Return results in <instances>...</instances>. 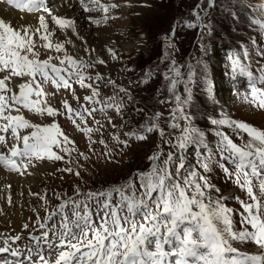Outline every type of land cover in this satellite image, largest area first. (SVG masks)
Wrapping results in <instances>:
<instances>
[{"label":"snow or ice","instance_id":"obj_1","mask_svg":"<svg viewBox=\"0 0 264 264\" xmlns=\"http://www.w3.org/2000/svg\"><path fill=\"white\" fill-rule=\"evenodd\" d=\"M80 2L90 12L99 7L108 13L110 9L120 7L116 3L101 4L100 0H88L86 4L84 0ZM214 3L215 0H209V6ZM0 4L28 12L42 11L47 15L46 18L41 14L35 26L14 24L11 19L0 16V167L23 175L29 166H35L34 161H62L64 155L61 153L71 155L75 151L70 147L74 141L56 122L57 116H66L91 139V134L96 130L81 128L77 120L84 122L85 113L88 116L96 111L106 114L112 108L120 112L125 105L122 101L116 103L115 96L107 100L99 99L100 85L96 82L107 86L115 85V81L106 79L99 72L94 78L86 72L89 68L104 65L106 62L103 59L92 61L77 58L65 48L66 44L72 43L70 39L59 40L57 37L53 40L57 29L61 32L67 29L76 31L73 19L56 15L47 6L46 0H0ZM141 7L150 5L145 3ZM110 18L105 15L102 19L107 21ZM49 20L57 27L50 29ZM100 22L92 20V23ZM188 26L196 25L189 23ZM205 27L210 30V26ZM175 30L174 25L172 32L175 33ZM80 39L84 40L83 37ZM166 39L170 40L171 37ZM168 46L174 47L171 43ZM41 49L44 51L41 52ZM83 50L89 55L95 53V49L87 46ZM109 52L115 59V51L110 48ZM247 55L245 51L244 56ZM261 55H264V51ZM229 59L232 79L240 76L247 78L251 100L246 93L244 101L264 109V67L254 73L250 65L242 63L238 54L230 55ZM172 63L170 71L173 75L165 74V78L170 80V90L174 92L177 105L170 125L174 129L180 128L172 144L176 151L165 154L160 149L154 152L149 156L150 168L137 171L122 184L87 192H82L77 186L74 197L63 199L44 218V222L39 223L42 231L39 235L31 236L34 246H25L27 255L9 244V239L15 242L21 236L3 240L0 255L9 254L12 259H0V264H264V251L250 254L233 246L234 241L252 242L264 250V129L234 120L227 114L211 121L218 128L233 129L241 141H244V134L248 137L237 144L227 133L217 132L220 159L215 163L229 178H234L249 197L248 201L237 197L243 208L240 215L244 226L237 231L231 218L233 210L224 203L227 197L221 195L213 199L208 194L210 190L219 191L204 174L213 165L216 153L208 149L204 132L192 124L191 115L185 111L193 99L189 85L195 73L190 71L187 81H182L180 69L175 67V61ZM181 82L185 84L187 95L184 97L175 94L176 86ZM74 83L91 90V95L83 98L87 104H99L101 107L80 105L79 109L74 108L69 99L61 96L62 92L67 93L79 103L80 97L75 93ZM49 86L51 91H48ZM206 90L209 98L214 99L211 82L207 83ZM119 91L131 99L126 88L119 87ZM49 97L58 99L62 107L50 104ZM24 110L51 118L52 122L33 123L26 118ZM176 113H179V117ZM159 115L157 113L151 118L153 122L142 125V131H129L124 133L126 139L121 140L119 136L114 139L127 147L129 141L145 140L146 134L154 131H159L163 137V129L155 122ZM178 118L186 121L183 127L175 122ZM108 122L116 126L110 117ZM99 142L104 143L103 140ZM191 146L202 158L198 161L199 168L186 169V153ZM204 151L208 154L204 155ZM80 155L84 156V153ZM104 155L110 158V150ZM221 161L233 165L234 171ZM63 171L80 176L79 171L74 172L70 167ZM56 195L60 198L59 193ZM40 199L44 200L45 197L41 196ZM8 202L11 203L10 197ZM56 217H59L58 224H49ZM23 227L27 229L29 225L24 224Z\"/></svg>","mask_w":264,"mask_h":264},{"label":"rangeland","instance_id":"obj_2","mask_svg":"<svg viewBox=\"0 0 264 264\" xmlns=\"http://www.w3.org/2000/svg\"><path fill=\"white\" fill-rule=\"evenodd\" d=\"M61 1L63 0H55V4ZM78 2L76 0V5L82 9L83 14L78 30L83 28L84 33L87 29L94 31V27L97 31L99 30L94 35L96 38L94 43L87 46L95 49V53L86 54L81 46L84 42L79 38L75 43L71 29L65 32L57 30L53 40L55 41L57 37L59 40L70 39L72 43L66 44L65 48L77 58L86 56L84 59L92 61L103 59L106 62L104 65L89 68L86 72L93 78L99 72L106 79L115 81V85L107 86L99 81L96 82L100 85L99 99L107 100L108 97L115 96V102L122 101L125 107L120 112L112 108L108 109L106 114L96 111L92 116H88L85 113L84 122L77 120L81 128L90 127L96 130L91 134V139L66 116H57L56 122L69 139L74 141L70 147L75 148V151H72L71 155L62 153L64 155L62 161L48 159L34 161L35 166H29L24 170L25 174L29 173L28 175L17 172L18 176H13L14 184L4 179L7 172H11L4 169L6 174L0 178V196L3 197L0 202V246H4L5 238L21 236V239L15 242L9 239V244L12 247H18L24 255H27L25 246H34L31 236L39 235L42 231L39 229V223L44 222V218L55 210L63 199L74 197L77 186L82 192H87L122 184L132 178L137 171H147L151 166L149 156L154 152L160 149L165 154L168 151H176L172 144L179 135L180 128L174 129L170 125L173 123V110L177 105L174 92L170 90V80L165 78V74L173 75L170 71L173 61H175V67L180 69L182 81H187L190 71L195 73L193 82L189 85L193 99L185 111L191 115L192 124L204 132L208 149L216 153L213 165L204 174L219 191L210 190L208 194L213 199L221 195L227 197L224 203L233 210L231 218L234 230H241L244 227L241 224L240 215L243 208L239 202L241 198L238 200L235 196L242 195L246 197L245 201H248L249 197L247 192L235 183L234 178H229L215 163L220 159L217 150L219 142L217 132L227 133L237 144L246 141L248 137L244 134V141H241L233 129L218 128L211 121L227 114L234 120L245 121L264 129V109L244 101L243 97L246 93L249 94V101L251 100L247 78L240 76L236 80L232 79L229 59L230 55L238 54L242 63L250 65L254 73L264 67V55H261L264 51V20H262L264 11L258 7L259 1L215 0L214 5L209 6V0H100L101 4L120 5L119 8L110 9L108 13L99 7L96 11H86L80 0ZM87 2L88 0H84L85 4ZM145 3L150 7H141ZM197 13H199V20ZM105 15L112 18L104 21L102 18ZM86 18L90 21L88 25L83 23ZM91 20L101 22L92 24ZM189 23L196 26L189 27ZM49 25L50 29L53 26L57 27L51 20ZM174 25L175 33L172 32ZM206 25L210 26V30L205 27ZM76 35L78 38L80 32L78 31ZM99 35L107 37L102 40ZM117 37L124 40L128 46L121 44ZM166 37L171 39L168 40ZM169 43L174 47H169ZM110 48L116 53L115 59L109 52ZM43 51L41 49V52ZM245 51L248 53L247 57L244 56ZM51 54L56 55L54 52ZM149 72L150 76L147 75ZM155 72L160 73L161 76L155 75ZM208 82L213 85L214 99L209 98L207 93ZM119 87L126 88L131 99L120 92ZM73 88L76 95L80 97L79 103L67 93L63 92L61 96L69 99L74 108L79 109L80 105L97 109L101 107L99 104L89 105L84 101V96L91 95L90 89L81 88L78 83H74ZM184 89L183 82L177 84L175 94L186 96ZM51 90L49 86L48 91ZM48 100L53 106L62 107L58 99L49 97ZM24 113L25 116L30 114L28 116L33 123L50 124L52 122L51 118L37 113H29L27 110H24ZM157 113L160 115L155 122L159 124L160 129H163L165 133L163 137L159 131H154L147 133L145 140L129 141L127 147L114 139L116 136H119L121 140L126 139L124 133L129 131H142L141 126L153 122L151 118ZM176 115L179 117V113ZM109 117L116 125L115 127L108 122ZM175 122L181 127L186 123L179 118ZM100 140L104 143H100ZM109 150L110 158H106L104 153ZM80 153H84V156ZM207 154V151H204V155ZM85 156L88 158L85 159ZM186 156V169L199 168L198 161L202 157L194 146L189 148ZM221 163H225L231 171H234L233 165L226 161ZM68 167L74 172L79 171L80 176L63 171ZM200 171L203 172L202 169ZM23 177L27 179L24 188L20 186ZM237 187L240 188L241 195L232 193L238 189ZM33 193L39 195H32ZM57 193L60 194V198L57 197ZM41 196L45 199H40ZM9 197L11 203L8 202ZM53 222L58 224L59 217L54 218L49 224ZM24 224H28L29 227L25 229ZM248 227L251 230L250 226ZM233 246L241 252L250 254L264 251L252 242L234 241ZM0 258L12 259L9 254Z\"/></svg>","mask_w":264,"mask_h":264},{"label":"bare ground","instance_id":"obj_3","mask_svg":"<svg viewBox=\"0 0 264 264\" xmlns=\"http://www.w3.org/2000/svg\"><path fill=\"white\" fill-rule=\"evenodd\" d=\"M257 1H259V3H260V6H262V4H263V6H264V0H257ZM77 2H78V0H77ZM79 3V2H78ZM77 5H76V0H63V1H61L60 3L58 2L57 4H55V0H51V2H50V6H49V8H51L53 11H54V13L55 14H60V16H64L65 18H70V19H73L74 21H75V32H73L72 31V29H71V31L73 32V35H72V39H74L75 40V43L76 42H78V39L80 38V37H83L84 38V40H83V42H84V45H81L82 47H83V49H84V47L85 46H88V45H90V44H93L94 43V41H95V37H94V35H95V33H97L98 31L95 29L96 27H94V31H89L88 29H87V32L86 33H84V32H82V29H80V30H78V26L80 25V20H81V18H82V16H83V14H82V9H80V7H76ZM260 6H258V7H260ZM76 7V8H75ZM262 10L264 11V8H262ZM41 14H44L42 11L41 12H33V13H28V12H18V11H15V10H13L12 8H10V7H8L7 5H4V4H0V16H3V17H5V18H9V19H11L12 20V22L14 23V24H31V25H38V21H39V16L41 15ZM44 15H46V14H44ZM85 18V17H84ZM87 18H89V17H87ZM84 19L83 20V23L84 24H86V25H88V24H90V21H88V19ZM92 21V20H91ZM93 24V23H92ZM82 25V24H81ZM86 25H85V27H86ZM50 26V25H49ZM81 27V26H80ZM82 27H83V25H82ZM53 28H54V26H53ZM58 30V29H57ZM80 32V36L78 37V38H76V33L77 32ZM65 32V31H64ZM88 32H90V34H87ZM87 35V36H86ZM100 36V35H99ZM106 36V35H105ZM107 37V36H106ZM106 37H104V36H100V39H106ZM65 38H67V37H65ZM118 38V40L119 41H121L122 43L121 44H124V45H126V47L128 46L125 42H124V40H122L121 38H119V37H117ZM64 39V38H63ZM108 40V39H107ZM80 42V41H79ZM100 42V41H99ZM80 44H81V42H80ZM80 46V45H79ZM134 46V45H133ZM78 51V50H77ZM81 51V50H80ZM84 57H86V56H84ZM62 94H64L63 92H62ZM4 169L5 168H3V167H0V178H2L5 174H6V171H4ZM29 173L27 172L26 174L24 173L23 175H28ZM18 176V174H17V172H7V174L5 175V178L4 179H6V180H8L9 182H11V183H13L14 184V177L13 176ZM32 176V175H31ZM17 180V179H16ZM26 177H23L22 178V182H21V184H20V186L22 187V188H24L25 186H26ZM8 183V182H7ZM28 185V184H27ZM30 188V187H29ZM28 188V189H29ZM32 188V187H31ZM27 189V188H26ZM23 191V190H22ZM2 198L3 197H1L0 196V202H2ZM6 198V197H5Z\"/></svg>","mask_w":264,"mask_h":264},{"label":"trees","instance_id":"obj_4","mask_svg":"<svg viewBox=\"0 0 264 264\" xmlns=\"http://www.w3.org/2000/svg\"><path fill=\"white\" fill-rule=\"evenodd\" d=\"M155 75H157V76H161V74H160V73H158V72H155Z\"/></svg>","mask_w":264,"mask_h":264}]
</instances>
